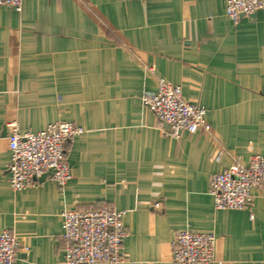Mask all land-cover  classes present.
Returning a JSON list of instances; mask_svg holds the SVG:
<instances>
[{"label": "crops", "instance_id": "1", "mask_svg": "<svg viewBox=\"0 0 264 264\" xmlns=\"http://www.w3.org/2000/svg\"><path fill=\"white\" fill-rule=\"evenodd\" d=\"M226 0H25L0 7V233L15 264H61V214L125 212L123 264H172L186 230L215 237L212 264H264V185L242 211L216 210L209 180L264 156V12L234 23ZM162 78L205 109L210 131L167 134L142 105ZM83 128L71 179L11 191L7 124ZM156 204H158L156 206Z\"/></svg>", "mask_w": 264, "mask_h": 264}, {"label": "built area", "instance_id": "2", "mask_svg": "<svg viewBox=\"0 0 264 264\" xmlns=\"http://www.w3.org/2000/svg\"><path fill=\"white\" fill-rule=\"evenodd\" d=\"M25 0H0V7L21 12ZM264 12V0H226L225 15L236 23L242 17ZM142 105L153 112L159 122L168 126L167 134L179 138L182 132H209L204 108L183 100L178 86L159 78L156 94L145 96ZM10 161L8 185L20 193L35 180L52 170L50 180L62 188L71 174L66 158L67 146L83 134V128L56 122L38 133H21L16 123L6 125ZM264 185V156L254 155L243 165L233 163L209 180V193L216 210H245L252 200V190ZM158 204H156L157 206ZM125 212L103 206L98 211H65L61 214V264H123L122 244L126 231L122 225ZM21 244L7 231L0 233V264H15ZM172 264H212L215 237L186 230L176 232L172 241Z\"/></svg>", "mask_w": 264, "mask_h": 264}, {"label": "water", "instance_id": "3", "mask_svg": "<svg viewBox=\"0 0 264 264\" xmlns=\"http://www.w3.org/2000/svg\"><path fill=\"white\" fill-rule=\"evenodd\" d=\"M168 128V126H167ZM53 171L50 170L48 171L47 173H45L44 175H42L40 178L36 179L35 181H38V182H42L44 181L46 178L50 177L52 175Z\"/></svg>", "mask_w": 264, "mask_h": 264}]
</instances>
